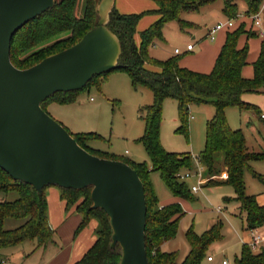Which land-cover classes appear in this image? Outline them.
<instances>
[{
  "label": "trees",
  "instance_id": "16d2710c",
  "mask_svg": "<svg viewBox=\"0 0 264 264\" xmlns=\"http://www.w3.org/2000/svg\"><path fill=\"white\" fill-rule=\"evenodd\" d=\"M101 0H56L55 6L25 25L13 38L11 60L21 70L29 69L44 59L67 50L98 25L97 6ZM158 9L140 14H122L116 8L110 16L109 29L117 35L122 46L119 68L112 72H124L129 75L135 88L144 86L154 95V104L140 109V117L145 121V133L139 139L149 157L148 162L136 163L115 154H104L92 150L87 140L92 134H72L77 143L90 154L103 159L121 161L131 166L140 176L147 200L146 249L150 264H200L209 246L221 240V224L214 225L202 236H197L193 229L187 233L190 253L183 263L178 262L177 253L162 251L165 243L173 240L178 233L180 220L185 212L179 204L161 207L151 180V174L157 172L174 197L192 200V192L186 182L176 175L193 169L194 159L189 153H171L161 143L162 108L166 99L178 103L179 132L188 135L190 106L211 104L216 108L215 117L207 123L206 147L198 156L206 172V186H232L236 198L225 201H237L242 213H245L248 230L264 227V206H260L256 197L247 196L244 173L253 160L264 159L262 155L249 153L242 131L233 130L228 125L225 110L237 107L242 110H255V106L245 102L246 93H264V40L258 60L253 64V79H245L242 69L248 64V46L239 49L238 39L242 31L229 33L226 42L210 74L195 73L179 66V57L166 61L150 57L149 49L156 41H163L164 26L177 21L182 31L193 28V24L183 21V13L198 11L215 0H153ZM248 16L258 13L264 0H245ZM83 2L82 16L77 12ZM223 13L233 19L237 16L236 0H224ZM158 15V20L147 29L138 32V25L147 15ZM139 35L140 42H137ZM253 36V34H250ZM110 72V73H112ZM95 76L88 85L99 77ZM83 89V90H84ZM82 91V90H81ZM81 91L59 92L47 99L46 105L75 103ZM262 117V116H261ZM92 150L93 152L89 151ZM218 157L223 158L219 166ZM227 174L223 180H217L221 174ZM264 183V177L253 172ZM40 194L34 186L14 180L0 169V192L18 193L15 201L0 202V262L2 250L17 247L26 241L37 242V248L46 247L54 241L55 230L49 224L46 190ZM57 187V186H55ZM59 188L62 200L66 201L69 211L76 207L82 216L76 235L91 220L99 223L97 241L87 254L76 264H119L122 249L119 245L112 248V227L110 218L102 209H93L92 187L82 190ZM7 220H15L20 225L15 229H6ZM235 264H264V247L258 253L244 245L240 258Z\"/></svg>",
  "mask_w": 264,
  "mask_h": 264
},
{
  "label": "rangeland",
  "instance_id": "374dc122",
  "mask_svg": "<svg viewBox=\"0 0 264 264\" xmlns=\"http://www.w3.org/2000/svg\"><path fill=\"white\" fill-rule=\"evenodd\" d=\"M134 2L141 4V0H134ZM236 4L238 13L235 18L231 19L234 26L224 32L229 34L241 30L242 34L238 39L237 46L238 48L240 46V49L248 46V57L252 58V60L256 59L254 61L256 62L262 39H264V33L253 25L251 17L248 16L249 10L246 1L236 0ZM138 7H140L138 11L145 9L144 5ZM223 8L224 0H216L209 7L181 15L183 21L200 26V31L196 33L195 40L189 35L194 31L190 29L182 31L177 21L168 23L169 25L166 26V29H163L164 40L156 41L149 49L150 57L159 61H166L174 53V49L179 47L182 52L175 56L179 57V66L181 68L195 73L210 74L214 67L209 72L201 71L205 65L204 56L198 57L197 51L194 54L185 53L183 49L187 42L196 45L197 49L205 44L213 45L219 42L221 34L216 35L215 39H217V42H215L216 40L210 41L206 39V30L219 19L222 22L230 20L223 13ZM82 11L83 2H81L77 12L78 16H82ZM250 34H253V36H250ZM183 40L186 41L185 45H182ZM254 62H250L244 68H248L252 73V64ZM243 100L255 106L258 111L231 107L225 110V117L231 129L240 130L244 134L248 152L264 156V121L261 119L264 114V93H246L243 96ZM153 104L154 95L150 89L144 86L135 88L129 75L124 72H112L99 77L89 87L82 90L75 103L70 106H61L59 104L53 106L64 117L73 119L76 122L77 134H92L95 136L86 142L90 149L104 154H115L124 159H130V154L135 158L133 160L136 162L149 163L146 150L143 144L139 142V139L145 133V121L140 117L139 112L141 108ZM178 107V103L173 99H166L163 103L162 146L168 152L189 153L193 157L198 158L206 147L207 123L215 117L217 110L211 104L191 105L189 133L186 135L178 131L180 127ZM49 115L66 128L58 118L52 114ZM66 129L68 130V128ZM68 131L76 134L70 130ZM92 150L89 151L93 152ZM127 153L129 154L127 155ZM218 160L219 166H222L223 158L218 157ZM195 169L196 163L194 162L193 169L190 170L192 174ZM253 172L264 177V159L251 161L249 168L244 173L246 195L258 197L264 194V183ZM221 177L222 174L217 177V180H223ZM151 180L161 207L179 204L185 212V216L180 220L177 236L164 244L162 247L163 252L177 253L178 262L183 263L190 253V245L187 240L188 231L193 229L194 233L200 237L214 225L221 224V240L209 246L200 264H224V261H228L229 264L236 263V259L240 258L242 254L243 241L248 229L246 215L245 213H242L243 215L240 213L238 202L233 200L225 203L224 201L225 198H236V193L232 186L217 185L207 187L206 184L199 183L198 177L194 175L186 183L190 188L197 185L199 191L192 193V200L182 198L177 200L162 181L159 173H152ZM15 198L18 199L17 192L9 194L0 192V202L12 201ZM218 208H220V212H217ZM18 224L19 222L15 220H7L5 228L13 229L12 227ZM58 243L60 244L59 241ZM52 245L48 246L44 256L42 255L43 251H41L27 261L25 253L29 255L30 249L32 247L36 248L37 245L35 240L26 241L13 249L14 253H11L10 256L11 263L33 264L37 262L38 264L41 260L48 257L50 250L54 248ZM263 247L260 246L252 251L258 253ZM208 257H212L214 262H208Z\"/></svg>",
  "mask_w": 264,
  "mask_h": 264
},
{
  "label": "water",
  "instance_id": "95a60500",
  "mask_svg": "<svg viewBox=\"0 0 264 264\" xmlns=\"http://www.w3.org/2000/svg\"><path fill=\"white\" fill-rule=\"evenodd\" d=\"M56 0H0V169L42 193L48 186L92 187L93 209L110 218L119 264H150L146 249L147 200L139 174L121 161L82 148L42 104L56 93L83 90L95 77L119 68L122 46L108 27L115 0H101L98 25L80 42L39 64L18 69L14 36Z\"/></svg>",
  "mask_w": 264,
  "mask_h": 264
},
{
  "label": "crops",
  "instance_id": "0c3cea01",
  "mask_svg": "<svg viewBox=\"0 0 264 264\" xmlns=\"http://www.w3.org/2000/svg\"><path fill=\"white\" fill-rule=\"evenodd\" d=\"M215 2H216V0L214 2L208 4V5L204 6V7H202V9L205 7H209L210 5H212ZM140 5H144L145 9H143V10L140 9L142 11H138L139 10L138 8H140L138 6H140ZM115 8L122 14H140L139 12L143 13V12H147V11L157 10L158 6H156V3L152 0H141V4H139L138 2L135 3L134 0H115ZM261 18H262L261 27L258 29H261V31L264 33V3L261 7ZM155 20H158V15H156V14L147 15L144 18H142L141 21L139 22V25H138V32H141V31L147 29L151 24L154 23ZM219 22H222V21L219 19L213 26H215ZM169 24H166L164 29H166V26ZM193 26H195V27L189 28V29L194 31V32L190 33L189 35L191 36V38L193 40H195L196 39V33H198L200 31V26L194 25V24H193ZM213 26H210L206 30V39L207 40H209V38H208L209 30ZM226 30L228 31L230 29H223L216 34L217 36L219 34H221L219 36V42L217 44H213V45L205 44V45H202L198 49H197V46L194 45V48L191 51L187 50V45H189L191 43L187 42V44H186L185 43L186 41L183 40L182 45L186 44L185 48L183 49L185 53L194 54V52L197 51L198 57L204 56L205 65L203 66V69H201V71L209 72L214 67L216 59L219 56V54L221 52V48L225 44V41H226V38L228 35V33L225 34V32H224ZM136 38H137V42L139 43L140 42L139 35H137ZM215 40H216L215 42H217V39H215ZM263 40L264 39H262V42H263ZM215 42H213V43H215ZM241 48H242V46H241ZM176 49H179V47H176L174 49V53L171 54L169 58L174 57L175 55H178L175 53ZM239 49H240V46H239ZM179 50H180V52H182L181 49H179ZM260 52H261V47H260L258 58L260 56ZM249 59L250 58L248 57V59H247L248 64L250 62H254L256 60V59L252 60V58L250 60ZM253 64H252V67H253ZM242 76L245 79H253L254 67H253L252 73H251V70H249L248 68H243L242 69ZM55 104L58 105V103H54V104L50 103V104L46 105V112L48 114H52L54 117L58 118V120H60L66 126V128H68V130L77 134L78 129L76 127L77 126L76 122H74L73 119H67L62 114H60L57 111L58 109L54 108L53 105H55ZM70 105L71 104L61 105V106H70ZM261 119H262V117H261ZM128 154L129 153H127V155ZM129 158H130L129 160H131V161H134L133 159H135L130 154H129ZM134 162H136V161H134ZM136 163H139V162H136ZM46 195H47V202H48L49 224L52 227V229L55 230L54 241H53V243H51V244H53L52 246H54V248H53V250H50L48 257L41 260V262L38 264H76L87 254V252L96 243V241H97V233L96 232H97V229L99 227V223L96 220H91L89 222V224L87 225V227H85L80 233H78L76 235V231H77L80 223L82 222V216L76 212V207H73L69 211H67L66 201L62 200L61 192H60L59 188H57L55 186L49 187L46 190ZM175 198L177 200L178 199L181 200L180 198H177V197H175ZM256 199H257V202L260 206H264V194L259 195L258 197H256ZM15 200H16V198L13 199L12 201H15ZM225 203H229V202L225 201ZM239 210H241L240 204H239ZM220 211H218V209H217V212H220ZM240 213L242 214V211ZM19 225H20V223L16 226L12 227V228L15 229ZM254 231H256V233H258L259 235H261L264 238V227L257 229V230H254ZM252 237H253L252 231L247 230V234L245 236L243 244L249 246V244L252 242ZM58 241L60 242V244L58 243ZM36 245H37V242H36ZM19 246H17V247H19ZM48 246L42 247L39 249H36L37 246H36V248L32 247L29 251V255L27 253H25V257H26L27 261L31 260L37 253H39L41 251H43L42 255L44 256L47 252ZM262 246H264V244H262L261 247ZM17 247L2 250V259L4 261L12 264L11 260H10V256H11V253H14L13 249H15ZM208 262H214V259H213V261H208ZM33 264H37V262H35Z\"/></svg>",
  "mask_w": 264,
  "mask_h": 264
},
{
  "label": "built area",
  "instance_id": "2783aa9c",
  "mask_svg": "<svg viewBox=\"0 0 264 264\" xmlns=\"http://www.w3.org/2000/svg\"><path fill=\"white\" fill-rule=\"evenodd\" d=\"M252 21H253V24L255 27L257 28H260L261 27V21H262V18H261V12L259 11L258 13L256 14H253L250 16ZM234 26V23L233 21L230 19L226 22H219L217 23L215 26H213L210 30H209V34H208V38L210 41H214L215 40V37H216V34L223 30V29H231L232 27ZM194 48V45L193 44H189L187 45V50L188 51H191L193 50ZM175 53L176 54H181L180 50L179 49H176L175 50ZM262 119L264 120V114L262 115ZM194 159V162L196 163V169H195V172L192 174V172L189 170H187L186 172L183 171V172H180L176 175V177L182 181V182H186L188 179H190L192 176H196L198 177L199 179V183H202V184H206L207 182V178L205 176V168L201 165L200 163V160L198 158H195L193 157ZM227 177V174L224 173L222 174V179H225ZM191 192L192 193H197L199 191V188L197 185H194V186H191L190 188ZM218 211H220V208H218ZM252 231V242L249 244V247L252 249V250H256L258 249L262 244H264V238L259 235L258 233H256V231L254 230H251ZM208 261H213V258L212 257H208ZM0 264H10L4 260H2L0 262ZM224 264H229L228 261H224Z\"/></svg>",
  "mask_w": 264,
  "mask_h": 264
}]
</instances>
